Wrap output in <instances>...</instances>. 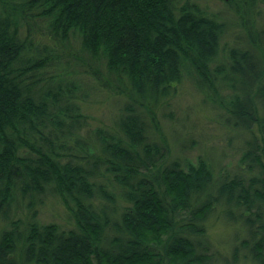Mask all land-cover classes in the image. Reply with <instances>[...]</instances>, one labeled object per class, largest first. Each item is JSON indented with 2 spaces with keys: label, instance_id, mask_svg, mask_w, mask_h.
I'll return each mask as SVG.
<instances>
[{
  "label": "trees",
  "instance_id": "trees-1",
  "mask_svg": "<svg viewBox=\"0 0 264 264\" xmlns=\"http://www.w3.org/2000/svg\"><path fill=\"white\" fill-rule=\"evenodd\" d=\"M185 82L236 166L171 141ZM0 264H264V0H0Z\"/></svg>",
  "mask_w": 264,
  "mask_h": 264
},
{
  "label": "rangeland",
  "instance_id": "rangeland-1",
  "mask_svg": "<svg viewBox=\"0 0 264 264\" xmlns=\"http://www.w3.org/2000/svg\"><path fill=\"white\" fill-rule=\"evenodd\" d=\"M211 7L215 10L219 9L221 5L211 2ZM179 89L178 96L174 100V106L170 108L171 113L177 118L165 121L166 132L171 141L175 142L174 145L177 150L182 151L183 146L181 147V145L185 139L187 147L184 145V148L192 147L189 152L192 159L205 153L211 156L216 163L224 162L230 167L236 166L237 157L239 160L241 154L239 143L237 155L236 147L227 143V139L230 138L228 130L221 127L215 119L217 112L196 92L192 83L185 82ZM88 91L91 95L88 101L90 115H93L96 120L103 116L107 119L110 115H114L111 112L113 99L104 96L92 87H89ZM239 141L240 137L238 136ZM40 218L45 223H63L67 220V215L61 204L51 202L43 208ZM236 233V227L225 224L217 217L208 223V235L220 254L231 250V243L234 242Z\"/></svg>",
  "mask_w": 264,
  "mask_h": 264
}]
</instances>
